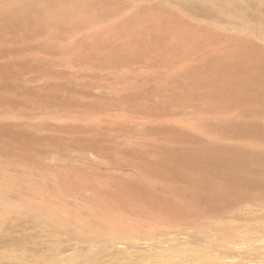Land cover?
I'll return each mask as SVG.
<instances>
[{
    "label": "rangeland",
    "instance_id": "rangeland-1",
    "mask_svg": "<svg viewBox=\"0 0 264 264\" xmlns=\"http://www.w3.org/2000/svg\"><path fill=\"white\" fill-rule=\"evenodd\" d=\"M261 62L264 0H0V264H264Z\"/></svg>",
    "mask_w": 264,
    "mask_h": 264
},
{
    "label": "bare ground",
    "instance_id": "bare-ground-1",
    "mask_svg": "<svg viewBox=\"0 0 264 264\" xmlns=\"http://www.w3.org/2000/svg\"><path fill=\"white\" fill-rule=\"evenodd\" d=\"M246 52V51H245ZM235 62V61H234ZM248 62H249V60H248ZM236 65V66H235ZM234 66L235 67H237L238 65H237V61H236V64H234ZM261 66H262V70H261V72H262V86H263V88H264V62H261ZM234 67V68H235ZM1 201V200H0ZM45 213V212H44Z\"/></svg>",
    "mask_w": 264,
    "mask_h": 264
}]
</instances>
